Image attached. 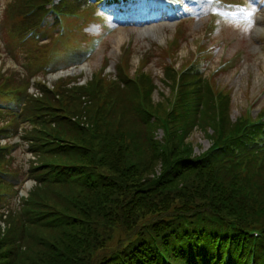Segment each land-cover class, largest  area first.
<instances>
[{
	"label": "trees",
	"instance_id": "obj_1",
	"mask_svg": "<svg viewBox=\"0 0 264 264\" xmlns=\"http://www.w3.org/2000/svg\"><path fill=\"white\" fill-rule=\"evenodd\" d=\"M86 1L6 0L8 36L44 28L55 8L67 24ZM56 39L37 58L34 47L18 48L47 64ZM197 68L182 75L171 112L168 99L152 102L142 70L95 74L82 85L59 79L51 90L38 79L37 98L25 74L1 72L0 139L28 124L21 140L35 158L26 175L36 186L3 218L21 171L0 145V264H264V110L233 122L227 90ZM176 77L165 68L172 88ZM195 123L213 143L200 155L186 141ZM160 127L163 141L154 138Z\"/></svg>",
	"mask_w": 264,
	"mask_h": 264
},
{
	"label": "rangeland",
	"instance_id": "obj_2",
	"mask_svg": "<svg viewBox=\"0 0 264 264\" xmlns=\"http://www.w3.org/2000/svg\"><path fill=\"white\" fill-rule=\"evenodd\" d=\"M232 1L226 0L225 2ZM255 1L258 2V0L241 1V4L246 3L247 13L251 17L245 23H232L221 18L212 21L213 16L207 15L206 7L200 4L193 7V12L189 16L184 15L186 19L182 22L174 20L169 23H154L147 27H121L118 23H114L109 16H103L106 20L105 25L109 28L107 32L101 30L99 33L100 28L94 24H90L82 30L87 35L100 37L97 44L91 49L92 57L72 68L68 74L60 75L79 77L80 74H84L81 75V83L90 79L93 74L110 76L109 74H113L115 63L121 62V57L126 55L128 58L125 60L129 59L130 65L129 73L132 76L135 72L134 76H136V67L139 61L143 64L146 59L147 65L143 68V73L150 75L151 85L154 88L151 92V100L154 104L163 102L167 106L168 99L169 105L166 109L168 110L171 109L173 89L172 82L165 78L164 68L170 64L176 69L182 68L190 61L192 55L194 56V53L205 44L206 53L210 55V59L206 62L207 69L215 70L221 66L226 67L230 63L229 67L227 66L217 75V78L215 77L218 87L221 90L226 89L229 94V119L235 122L246 111H249V115L254 119L264 110V7L258 8L257 5L260 4H256L257 7L252 5V2ZM248 4L251 5L250 8L247 6ZM4 5L5 1L0 0V21L2 24L3 22L6 24L5 33L8 38L11 23H8L3 15ZM185 6H189L186 1L182 7ZM182 7L181 9H183ZM215 13L213 11L211 14ZM77 24L75 22V26ZM0 32L4 37V25ZM176 32L179 37L174 36ZM172 39L175 42V47L170 51V46L167 43ZM7 41L13 47L12 52L17 53L18 41L9 38ZM4 45V39L2 40L0 35V72L7 71L6 73H9L17 70L18 73H21L23 68L18 60L15 61L11 56L5 55ZM57 49L60 55H64L71 48L62 43L58 45ZM170 53L173 56V62L167 56ZM16 56L18 59V54ZM103 70L105 72L101 73ZM54 79L56 78H50V81ZM194 125L196 127L192 129L186 141L193 148L195 155H198L209 150L211 142L196 123ZM208 133L211 134V131L208 130ZM162 136L163 133L160 129L155 132L157 140H160ZM14 142H18V140L15 139L12 143ZM25 149L26 146L23 145L12 152L14 159H11V163H14L15 168L19 169L21 173L26 171L27 160L30 158ZM23 166L24 168H22ZM159 170V168L156 170V174L159 173ZM2 226L0 222V227Z\"/></svg>",
	"mask_w": 264,
	"mask_h": 264
}]
</instances>
